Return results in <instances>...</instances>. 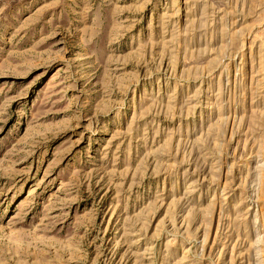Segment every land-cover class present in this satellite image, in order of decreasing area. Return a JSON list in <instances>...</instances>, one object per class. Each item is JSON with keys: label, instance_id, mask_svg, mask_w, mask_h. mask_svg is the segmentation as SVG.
Returning <instances> with one entry per match:
<instances>
[{"label": "rangeland", "instance_id": "1", "mask_svg": "<svg viewBox=\"0 0 264 264\" xmlns=\"http://www.w3.org/2000/svg\"><path fill=\"white\" fill-rule=\"evenodd\" d=\"M0 264H264V0H0Z\"/></svg>", "mask_w": 264, "mask_h": 264}]
</instances>
